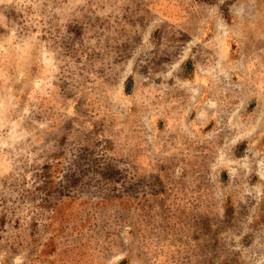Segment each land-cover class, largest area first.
Returning a JSON list of instances; mask_svg holds the SVG:
<instances>
[{
  "label": "rangeland",
  "instance_id": "rangeland-1",
  "mask_svg": "<svg viewBox=\"0 0 264 264\" xmlns=\"http://www.w3.org/2000/svg\"><path fill=\"white\" fill-rule=\"evenodd\" d=\"M0 264H264V0H0Z\"/></svg>",
  "mask_w": 264,
  "mask_h": 264
}]
</instances>
